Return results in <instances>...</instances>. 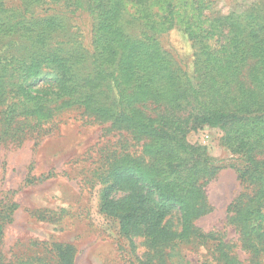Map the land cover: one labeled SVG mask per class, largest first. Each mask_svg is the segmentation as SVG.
Wrapping results in <instances>:
<instances>
[{
    "label": "trees",
    "instance_id": "obj_1",
    "mask_svg": "<svg viewBox=\"0 0 264 264\" xmlns=\"http://www.w3.org/2000/svg\"><path fill=\"white\" fill-rule=\"evenodd\" d=\"M18 3L15 21L2 22L9 17L0 0V139L40 135L68 110L110 122L107 129L142 142L139 154L115 151L111 162L103 154L95 172L103 178L99 211L116 225L132 264H264V0L226 15L211 12L212 0ZM83 17L86 44L72 23ZM44 68L54 71L45 98L28 82ZM205 126L223 130L243 186L226 215L237 241L195 224L211 211L205 188L224 166L188 141ZM118 190L128 193L115 197ZM2 235L0 222V243ZM136 236L145 238L146 256ZM202 244L204 260L182 255V246ZM69 250L57 247L61 260L9 264H74Z\"/></svg>",
    "mask_w": 264,
    "mask_h": 264
},
{
    "label": "rangeland",
    "instance_id": "obj_2",
    "mask_svg": "<svg viewBox=\"0 0 264 264\" xmlns=\"http://www.w3.org/2000/svg\"><path fill=\"white\" fill-rule=\"evenodd\" d=\"M2 1L7 3L4 7L9 17H2V22H14V9L20 6L19 0ZM212 1L211 12L226 15L231 11H243L254 0ZM72 23L79 39L86 44L90 38L89 21L83 17ZM1 43L2 40L0 46ZM52 74L54 71L44 68L29 79L28 82L33 80L29 91L45 98L46 90L54 86L48 79ZM110 125V122H101L80 111L68 110L40 135L27 134L20 140L0 139V222L3 224L0 252L6 264L15 260H61L56 255L61 245L70 248L68 254L74 264H132L134 259L117 234L116 225L99 211L103 178L101 170L95 172L103 166L100 159L103 154L111 156L115 151L139 154L142 142L132 140L125 130L107 129ZM223 135L220 128L209 126L188 135L190 143L204 148L213 162L224 165L205 188L211 211L195 224L203 231L219 232L225 240L237 241L238 234L226 222V215L229 203L243 186L230 166L234 155L222 144ZM112 160L113 157L110 162ZM127 193L118 190L113 195L122 197ZM179 215V208H173L169 218L172 224L178 223ZM135 241L138 254L146 256L145 238L136 236ZM182 248V255L188 260L208 257L203 244ZM237 250L242 258L248 257L244 250Z\"/></svg>",
    "mask_w": 264,
    "mask_h": 264
}]
</instances>
